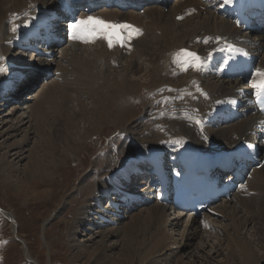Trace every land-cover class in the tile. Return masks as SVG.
Returning a JSON list of instances; mask_svg holds the SVG:
<instances>
[{
	"label": "bare ground",
	"instance_id": "obj_1",
	"mask_svg": "<svg viewBox=\"0 0 264 264\" xmlns=\"http://www.w3.org/2000/svg\"><path fill=\"white\" fill-rule=\"evenodd\" d=\"M169 1L170 0H166L165 4L169 3ZM56 3L57 0H0L1 102L4 100H7L6 102H11L12 100L18 99L20 101L24 100V102L27 101L28 98H21L22 96L19 97V94L24 92L26 87V89H28L26 92H30L32 88L28 86V83L36 82L37 79L39 80L47 76L50 71L54 73L52 61L48 62L50 59L40 57L39 60L41 61L37 62V60H33L29 61L28 64L15 61L16 58L14 59V55H8V53L10 54L12 51L18 52L15 50L21 48V46L25 44V39L35 34L33 30L29 29L33 24V21L29 18L32 15V11L34 12L38 8L43 7H55ZM165 4L149 5L145 10L142 9L145 11L144 15H141V12H123L115 9H106L105 11L101 10L96 12V17L108 22L126 23L135 28H139L141 34L134 37L129 45L124 47L116 44L114 47L109 48L106 41L97 40L95 43L88 44L74 41L75 44H68L69 46L65 51L63 48L61 54L64 58H68L66 59L68 60L66 61L67 66H61L60 64V66L57 67L58 71L62 74L59 76H61L63 80H57L53 82V85L44 88V90L38 94L37 101L35 102L36 104L32 107V115H30L33 117L35 132L39 134V136L41 135L42 138L45 136L51 137L50 133L44 130L49 122L53 123V125L61 126L58 131H64V129L68 130L72 127L74 119H77L74 117L76 114L74 115L68 112L71 107L72 94L80 95L77 98V102L78 105L81 106V110H86L85 108L87 106H84L85 103L82 100V96L86 95L89 100H91L90 103H92L93 109L100 106L106 107L104 108L105 111L102 110L103 112L101 113L106 117H108L107 115L110 116L107 109L109 108V110L112 111L113 105L115 104L111 102V98L114 99V96L120 94H128V97L131 99L132 95H134L132 90L136 92L140 91L139 88L141 84L139 85L138 81L130 77H134L136 74L138 75V73L143 71L145 69L143 66L145 62L150 64L151 66L149 68L147 67L145 72L142 73L144 79L148 76L146 84L151 86L156 85L159 88L157 91L160 95L158 100L170 95L172 102L174 100L176 105V107H174L176 111L171 114L166 113V115H160L157 121L150 123V121L153 120L151 119L152 115L157 113V110L161 108L158 104L162 103V101L157 102V100L154 102L152 108L153 113H151L152 111L149 112L152 105L145 110L147 113L145 119H151L149 122H142L145 124V127L142 129L144 131L143 135H145L143 143L146 146V152L141 155L140 159L129 160L132 158H126L121 165L115 167V170L111 169L112 172L114 171L117 179H122L117 182L115 181V183H112L114 182L112 180L111 182H106L105 179H102L103 181L97 185L98 187L95 186V189L92 190L94 194L87 190V197L90 198L87 199L86 206L89 212L87 211L88 213L86 216L83 214L81 216L82 218L77 221L78 226L80 224H85L93 227L98 226L100 228L104 224H107L100 218V215L104 214L102 213L104 208L99 198L103 199L105 197L103 202L108 200L107 204L109 203V205L104 206L106 209L108 208L107 212L109 215L105 214L106 217L104 218V215H102L103 220L115 221V223L121 220L122 208H128L130 211L132 206L140 207V202L151 204L154 201L155 204L151 208L146 212H142L143 214L135 216L134 220H131V223L118 227L115 230L110 229L106 232L107 235L100 234L104 242L107 236H119V238L121 236L120 241L123 243V251L121 254L123 255L124 251L127 252V256L124 254L126 257L123 255L125 264H128L130 261L127 262L126 258L131 259L132 257L140 260L142 264L170 263L172 255L178 257L182 249H188L196 237L199 236L202 240L206 235L212 237L213 231H218L219 234L222 232L221 235L226 236L228 242L231 244V254L239 261L238 263L256 264L261 258V256L259 258L258 250H256L257 247L262 250V255L264 256V148L261 149L262 153L259 155V165L251 170L252 174L251 171L249 172L244 185L234 189L230 198L222 199L218 203L211 205L208 209L211 213H203L200 217H193L191 214H188L189 223H187L183 231L182 244L179 243L178 240L172 239V235L166 230L168 224L174 227L180 226L181 221H179V216L175 215L174 218H171V210L174 209V211H178V209L166 204V202L159 201L157 198L158 195H155L153 199L152 197L154 194H157V192L152 185H149L146 188L147 190L145 192L143 190L141 193L135 188L138 187L137 185H131L133 181H136L135 177H143L140 173L135 174L138 170L137 166L139 163L135 161L148 159L151 157L152 153L164 155V152L167 151L172 155V163L176 164L178 156L187 148H191L193 151L205 150L210 152V155L217 156L229 150H239L242 147L250 151L251 148L255 146L256 142L258 143L260 134L262 135L261 137L264 138V121L262 117L255 112L253 104L245 102L248 101L247 97H250L248 90H246L248 86L243 80L229 79V75L225 74L227 67L218 70L216 64H218L219 61L213 60V57H210L215 51L220 50L224 42L233 44L242 42L240 44L249 47L251 52L258 58L257 69L264 71V35L255 36L252 40V37L248 34V29H244L242 26H238L226 19L225 16L219 14V11H210V7L214 8L213 4H210L206 0H178L171 7V10H169V14L161 9V6ZM215 9L218 10L217 8H214V10ZM202 11L208 14L207 18L203 21H196L198 17L195 18V16L199 13L202 14ZM39 13L42 12L35 14L38 15ZM86 18V15L83 16V19ZM56 27L57 31L61 33L62 26L57 25ZM13 28L16 29L15 32ZM175 47L180 48L181 51H186L185 48H187L188 52H195L200 57L202 67L197 69L189 66L187 70H185L183 63L185 58L183 56H177L181 51L174 50ZM32 56H35V53H33ZM166 60H172L173 66H170L168 64L169 62H166ZM118 64H120V66L117 69L116 66ZM161 65H163L165 69L161 68L162 70H159ZM119 70L125 71V75H122V77L120 76V80L115 76ZM157 72H165V74H168L166 78H159V80L157 75L155 76ZM22 74L25 75L27 79L19 80L20 77L18 76ZM254 79L259 78L254 77ZM8 81H11L9 83H13L14 88H16L15 91L12 87L10 92H5ZM177 82L180 83L176 85ZM32 85V87H34V84ZM171 87L174 89L172 93L168 90ZM81 93H83V95ZM108 93H112L113 96L109 94L107 97ZM180 96H182L181 99H184L190 105L189 107L184 108L185 105L183 101H178L180 100ZM192 97H196L197 99L192 101ZM121 99H123V97ZM123 103L124 102H122V106ZM185 109L188 114H185ZM233 110L238 112L242 111V114H240L237 119L236 117L233 119L231 113ZM87 111L89 110L87 109ZM193 111L203 113H193ZM125 113L128 114L127 112ZM116 117L115 122L112 123L113 125L115 123L117 126L126 125V116V119L120 116ZM193 117H196L198 120L193 119ZM20 118L17 125H12L13 127H10V129H12L10 131H17L20 128L19 124L22 122L24 123V120ZM197 121H199V123H197ZM94 122H98L97 125L100 126V121L94 120ZM3 123L4 121H1L0 125ZM136 135L138 134L136 133ZM177 141H181V143H177ZM195 145L200 148H195ZM261 145L264 147V143ZM13 146H15V144ZM18 152L19 151L15 153L17 158L19 157ZM120 156L121 155L118 154L112 156L110 162ZM144 156L145 158H143ZM0 161L4 163V166L2 165L4 167L3 171L6 170L9 177L16 168L6 163V160H3V158L0 159ZM36 161L29 167L32 176L37 173L46 176L51 175L50 173L52 172L47 173ZM166 161L168 162L167 159ZM59 165L60 164H58V166ZM173 165L171 167H173ZM58 166L56 165V167ZM171 167L169 164L165 168L173 170ZM141 173H144V171H141ZM100 176L101 172H98L96 177L100 179ZM111 176H113V174H111ZM127 176L130 177L128 178ZM130 178H132V180ZM241 188L248 191L245 193L243 192L245 194L243 196H236L235 193L237 191L241 192ZM120 189H126V191L121 193L118 191ZM138 189L140 188L138 187ZM19 190L22 191L23 189L19 187ZM26 190L27 189H24L23 191L26 192ZM82 191L83 189L80 192ZM250 192L252 196H250ZM133 194L139 195V197L130 204V200L132 198L135 199ZM239 197H241L240 200ZM150 198L152 200L148 202L147 200ZM111 208H113V210ZM110 213L112 214L111 216ZM120 214L121 216H119ZM217 215L220 218L219 220H216L218 219L216 218L218 217ZM90 216H94V221L87 218ZM212 216L214 218H212ZM221 219L225 221L230 220V229L233 231V235H231L230 230L226 231L224 235V232L221 230L223 227L221 228L219 225L216 226L221 222ZM252 223H254L253 227L255 228V235L257 236L255 238L259 241L258 244L261 247L254 246L253 242L244 240V238L242 239L245 242L239 241L241 229H243L244 226L245 228L250 226ZM190 224L191 228L189 227ZM80 229L84 228L80 227ZM90 229L91 227L89 230ZM77 232L74 231L72 233L77 234ZM171 244L176 248H173ZM102 245L104 249H101L103 251L101 254L105 256L104 253L106 252V247L108 249V244ZM80 248L79 250L77 248V255H80ZM233 248H235L236 251H234ZM24 251L28 253V249ZM102 257L103 256H101V258ZM124 263L122 262V264ZM177 264L184 263L177 260Z\"/></svg>",
	"mask_w": 264,
	"mask_h": 264
},
{
	"label": "rangeland",
	"instance_id": "obj_2",
	"mask_svg": "<svg viewBox=\"0 0 264 264\" xmlns=\"http://www.w3.org/2000/svg\"><path fill=\"white\" fill-rule=\"evenodd\" d=\"M177 1L178 0H170L165 6H161L162 11L165 13L168 12L167 14H169V10H171V7ZM151 6H154V4ZM147 7H149V5L145 6L143 10ZM143 10L140 11L141 13L139 12L141 15H144L145 11ZM210 11L218 10H214V8L210 7ZM202 12V14L199 13L195 16V18L198 17L196 21H203L207 18L208 14L205 11ZM254 38L255 37H253L252 40ZM70 43L75 44V42ZM70 43L65 41L62 45L52 46L49 50L51 51L49 55H42L35 50H28L25 48L16 49L15 51L18 52L12 51L10 54L8 53V55H14V59L16 58L15 61L25 63L33 60L39 62L41 61L39 60L40 57L50 59L48 62L52 61L54 73L50 71L47 76L39 80L37 79L36 82L28 83V86L32 88L30 92H26L28 90L26 87L24 92L19 94V97L22 96L21 98H28L27 101H20L19 99L12 100L11 102H6L7 100H4L2 101L3 103L0 101V122L4 121V123L0 125V159L3 158V160H6V163L16 168L8 177L7 171H3L4 163L0 161V264H122V262H125V258L123 257L127 252H123V255L125 254L124 256L121 254L123 251V243L120 241L121 236L120 238L119 236H107L104 242L100 234L107 235L106 232L110 229L115 230L118 227L131 223L135 216L143 214L142 212H146L155 204L153 201L151 203L152 205L144 204L142 206L140 205V207L132 206L130 211L128 208L124 207L122 208L123 212L122 217H120V222L118 221L115 223V221L103 220V218L106 217L105 214L109 215L107 212L108 208L106 209L104 207L109 205V203L107 204L108 200L103 202L105 197L103 199L99 198L104 208V210H102V213H104L102 215L104 216L102 218V215H100V218L107 224H104L100 228L98 226L93 227L85 224H80L78 226L77 221L82 218L81 216L83 214L86 216L89 212L86 206V201L90 198L87 197V190L94 194L92 190L95 189V186L98 187L97 185L103 181L102 179H105L106 182H111V180L114 181L112 183L122 179H117L112 170H115L117 165H121L126 158H132L129 160L140 159L141 155L146 152V146L143 143L145 135H143L144 131L142 129L145 127V124L142 122H149V120L153 119L150 123H154L157 121L158 116L175 112L176 110L174 107H176V105L174 100L172 102L170 95L158 100L160 95L157 91L159 88L156 85L151 86L146 84L148 76L145 80L142 73L151 65L145 62V64H143L145 69L138 73V75L136 74V76L130 77L138 81L139 85L141 84L139 88L140 91L136 92L132 90L134 95H132L131 99L128 97V94H120L114 96V99L111 98V102L115 104L113 105L112 111H110L109 108L107 109L110 116L107 115L108 117H106L101 113L106 107L100 106L93 109L92 103H90L91 100H89L88 96L83 95V93H81L83 95L82 100L85 103L83 104L88 108L86 107L84 111L81 110V106H79L77 102V98L80 95L72 94L71 107L69 105L70 109L68 112L77 115L74 116L77 119H74L72 127L68 130L64 129V131H58L61 126L59 127L49 122L44 130L50 133L51 137L45 136L42 138L41 135L39 136V134L35 132L31 110H33L32 107L36 104L35 102L37 101L38 94H40L44 88L53 85V82L57 80H63L62 77L59 76L61 73L58 71L57 67H59L60 64L61 66H67L66 61L68 60L66 59L68 58H64L61 53L63 48L65 51ZM185 49L188 51L187 48ZM174 50L181 51L178 47H175ZM33 53H35V56H32ZM166 62H169L168 64L173 66L172 60H166ZM119 66L120 64H118L116 68L118 69ZM161 68H164L163 65L159 67V70H162ZM157 73L155 76L157 75L158 79H164L168 74H165V72ZM122 75H125V71L123 70H119L115 74L119 80ZM179 83L180 82H177L176 85ZM32 84H34V87H32ZM168 90L172 93L174 89L171 87ZM109 94L110 96L112 95V93H108L107 97ZM121 96L123 99H121ZM181 98L182 96H180V100L178 101H183L185 105L184 108L189 107L190 105ZM195 99L197 98L192 97V101ZM156 101H162V103L158 104L161 108L157 110V113L152 115L151 119H145L147 116L145 110L152 105L149 111L151 112L154 102ZM122 102H124L123 106ZM87 109L89 111H87ZM184 111L185 114H188L186 109ZM151 113H153V111ZM193 113L203 112L193 111ZM116 116H120L123 119H126V116V125L117 126L116 123L113 125L112 123L115 122ZM19 118L23 119L24 123L22 122L19 124L20 128L17 131H10L12 130L10 129L12 125H17ZM193 119L198 120L196 117H193ZM94 120L100 121V126H98V122H94ZM136 133L139 136L136 135ZM260 138L259 136V145L261 143ZM14 144L15 146H13ZM17 151H19L18 158L15 155ZM117 154L121 156L110 162L112 156ZM35 161L38 162L40 167L47 173L52 172L50 173L51 175H48V177L37 173L35 174L36 176H32L29 167ZM58 164L60 165L58 166ZM56 165L58 167H56ZM98 172H101L100 179L96 177ZM111 174H113V176H111ZM130 179L132 180V178ZM131 185H137L140 189H138V187L135 188L139 190V193L143 190L145 192L147 190L146 188L149 186L146 179H136ZM19 187L23 190L27 189L26 192L19 190ZM82 189L83 191L80 192ZM247 191L248 190L242 189V193L237 191L235 194L236 196H243ZM155 195L156 194L152 197L153 199ZM250 196H252L251 192ZM240 199L241 197H239V200ZM111 209L113 210V208ZM171 211V218H174L175 215L179 216V221H181L180 226L174 227L168 224L166 230L172 235V239L178 240V242L181 243L183 231L187 223H189L188 214L183 213L182 210L174 211L173 209ZM208 213L211 212L208 211ZM111 215L110 213V216ZM119 216H121V214ZM93 217L94 216H90L87 218L94 221ZM212 218L214 217L212 216ZM216 218H218L216 220L220 219L219 216ZM252 224L246 228L244 226V228L241 229L239 241H251L253 245L257 247L260 245L258 244L259 241L255 238L257 236L255 235V228L253 227L254 223ZM218 225L221 228L223 227L221 230L224 232V235L225 232L229 230L231 235H233V231L230 229V220L225 221L221 219V222L216 226ZM80 227L84 229H80ZM90 227L91 229L89 230ZM189 227L191 228V224ZM74 231H78L77 234H73L72 232ZM221 234H219L218 231H213L212 237L206 235L203 240L199 236L196 237L188 249H182L178 257L172 255L170 263L165 264H177V260L182 261L184 264H240L238 263L239 261L235 259V256L231 254V244L228 242L226 236ZM242 238H244V240ZM102 244H108V249L106 247V252L104 253L106 257L101 254L104 249ZM79 245L82 248H80ZM171 245L173 248H176L173 244ZM77 248L81 250L80 255L76 253ZM27 249L28 253L24 251ZM233 250L236 251L235 248H233ZM256 250H258L259 258L261 256L260 261L256 264H264L262 250L258 247ZM101 256L104 258L102 257V259ZM132 258H126L127 262L130 260L131 262L129 261V263L131 264H142L140 260Z\"/></svg>",
	"mask_w": 264,
	"mask_h": 264
},
{
	"label": "snow or ice",
	"instance_id": "obj_3",
	"mask_svg": "<svg viewBox=\"0 0 264 264\" xmlns=\"http://www.w3.org/2000/svg\"><path fill=\"white\" fill-rule=\"evenodd\" d=\"M223 2L224 4H230L232 0H223ZM68 28L70 29V37L75 41L88 44L95 43L97 40H104L109 48L114 47L116 44L121 47L128 46L134 37L141 34L139 28H135L130 24L108 22L92 15H88L86 19H74L68 23ZM13 31L15 32L16 29L13 28ZM177 56L185 58L183 62L185 70L189 66L197 69L202 67L200 57L195 52L182 50ZM254 77L259 79H253L251 87L255 90V95L259 97L264 95V71L256 69ZM177 143H181V141H177Z\"/></svg>",
	"mask_w": 264,
	"mask_h": 264
}]
</instances>
